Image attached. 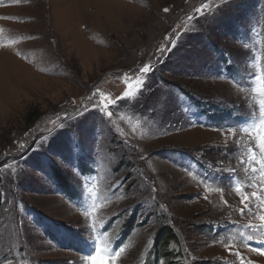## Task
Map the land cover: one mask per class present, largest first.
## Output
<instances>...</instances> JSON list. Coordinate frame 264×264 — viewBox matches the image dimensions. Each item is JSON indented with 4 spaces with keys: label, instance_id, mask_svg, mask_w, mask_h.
Here are the masks:
<instances>
[{
    "label": "rangeland",
    "instance_id": "1",
    "mask_svg": "<svg viewBox=\"0 0 264 264\" xmlns=\"http://www.w3.org/2000/svg\"><path fill=\"white\" fill-rule=\"evenodd\" d=\"M220 5L0 0V264H112L121 247L116 264H167L157 219L181 239L168 252L184 264H239L237 251L264 264L250 251L264 233L245 227L262 223L260 200L249 201L255 217L239 211L264 188L240 165L248 147L260 159L264 132L258 119L237 143L221 131L258 117L264 100V0Z\"/></svg>",
    "mask_w": 264,
    "mask_h": 264
},
{
    "label": "snow or ice",
    "instance_id": "2",
    "mask_svg": "<svg viewBox=\"0 0 264 264\" xmlns=\"http://www.w3.org/2000/svg\"><path fill=\"white\" fill-rule=\"evenodd\" d=\"M232 3H234V0H221V5L217 6L218 7V11L222 12L224 11L227 7H229ZM210 5L209 4H202L200 7H197L194 9V11L196 13H201L202 9L203 10H209ZM165 12H168L169 9L165 8L164 9ZM189 20H191L193 17L189 16L188 17ZM173 33H176V29H172ZM177 35H179V33H177ZM170 43L175 46L176 41L172 40L170 41ZM168 51H171V49H167ZM158 51L163 54L166 49L163 45H161L158 48ZM157 62H159V60H157ZM154 68L150 63H146L144 64L141 68H139V72L141 74H143L145 76V79L143 80H138V84L140 85V89L139 92L142 94L144 91H146V83H147V76L149 73L154 72ZM135 94L132 92H125L123 94L122 97H120L119 99H127L129 97L134 96ZM159 103H163L166 105L167 100H163V101H158ZM113 103H115V101H113ZM107 107V106H106ZM91 109H88L87 107L84 109V111H82L80 113V116H84L86 112H90ZM99 112L103 113L105 111V109H98ZM109 116H111V113H108ZM258 119L259 121V129L261 132H264V100H262L260 102L259 105V115L258 117L249 113L247 114V119L245 121H243L242 123H238L237 125L233 126V125H229L227 126L226 129H221V131H228L232 133V136L234 137L233 139V143H237L238 138H239V134L240 132H244L245 134L251 136L252 131L255 130L257 128V124L255 123V121ZM247 126H244V125ZM63 127V125H62ZM255 139V137H253V140ZM260 143L257 146L259 148L260 151V159L258 160L255 154V148L253 147H248L247 148V152L250 154L249 156H247V158H242L240 160V165L243 167V170L245 172L246 175H248L250 177L249 183H251L252 180H255L257 175L260 177V180L256 181L257 184H264V136H261L260 138ZM251 143V141H250ZM43 146V145H41ZM22 150L26 151L27 148L24 144H20L19 146ZM239 147V145H238ZM21 155H23V152L21 153ZM259 164V167H255V165ZM5 169H11V171L13 173L16 172V168L17 165L14 162L11 165L5 164ZM233 172H235L236 170L233 169ZM23 174V170H21L20 173H18L16 175V179L18 180L20 175ZM11 182V181H10ZM235 191L237 193L241 192V187H236ZM262 194L260 196H257V193L255 191L253 192H245V194L243 195V197L241 198V204L243 205L239 211L241 213V215H251L253 217L256 216V213L252 212V208L250 206L249 201H251L253 198L255 199H259L260 200V208L262 210H264V188L261 189ZM207 197H205L206 199ZM164 206L161 205V208H163ZM86 215H88L86 213ZM259 220L262 222L259 225H245V227H249L252 229H256L259 230V232L264 233V214L259 215ZM95 229V225L92 226H88L85 223V229L84 232L86 233L84 235V243L85 245L89 246V247H93V249L95 250V241L92 238V231ZM247 239L251 240L253 239V237L250 235L247 237ZM259 246L258 247H253L250 249L251 252L255 253L257 256L260 257H264V239H261L260 241H258ZM229 249L231 248V246H227ZM9 251H11V249H9ZM124 252V248L121 247L118 251H113L112 252V264H116V259L120 257L121 253ZM234 257L238 258L239 260V264H256L255 261L251 260V259H247L246 257L242 256L241 253L239 251L231 253ZM83 259L87 262H89V264H96V257L88 254L86 256L83 257ZM15 261V258H13V262Z\"/></svg>",
    "mask_w": 264,
    "mask_h": 264
},
{
    "label": "trees",
    "instance_id": "3",
    "mask_svg": "<svg viewBox=\"0 0 264 264\" xmlns=\"http://www.w3.org/2000/svg\"><path fill=\"white\" fill-rule=\"evenodd\" d=\"M39 116V112L29 113L26 118V123H28L29 126L34 125L35 122L39 119ZM164 221V219L156 220L158 228L152 237V243L156 246L155 250L156 252H158L159 257L163 258L167 262V264H184V259L178 256L179 253L177 255H173V253L170 254L168 252L169 246H179L182 244V241L176 233L174 234V231L170 227L163 225L165 223ZM167 234L170 235L171 240H168V237H166ZM187 264H190V261H187Z\"/></svg>",
    "mask_w": 264,
    "mask_h": 264
}]
</instances>
